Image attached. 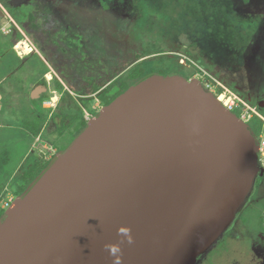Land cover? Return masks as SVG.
<instances>
[{
	"label": "water",
	"instance_id": "obj_1",
	"mask_svg": "<svg viewBox=\"0 0 264 264\" xmlns=\"http://www.w3.org/2000/svg\"><path fill=\"white\" fill-rule=\"evenodd\" d=\"M264 175L250 125L153 74L103 107L0 219V264H198Z\"/></svg>",
	"mask_w": 264,
	"mask_h": 264
},
{
	"label": "rangeland",
	"instance_id": "obj_2",
	"mask_svg": "<svg viewBox=\"0 0 264 264\" xmlns=\"http://www.w3.org/2000/svg\"><path fill=\"white\" fill-rule=\"evenodd\" d=\"M132 2H137L134 12ZM28 3L30 16L26 27H22L0 2V17L8 19V24L17 23L15 27L25 32L18 50L23 53L25 48L33 47L30 35L51 46L53 39H58L63 49L53 54V62H67L72 56L74 68L80 72L74 74L75 81L80 75L109 78L126 54L130 53L128 57H131L156 47L164 54L151 58L150 62L147 60L143 64L146 70L150 71L157 59L162 60L159 65L162 68L168 63L171 67L179 61L185 62L197 78L207 79L215 92L220 90L226 99H232L246 119L260 118L257 114L264 118V110L259 107L264 102V0H32ZM56 3L62 11L56 9ZM64 18L74 24L73 40L67 38L66 23L59 21ZM34 22L41 26L40 30ZM0 29V45L6 48L7 39L12 45L13 33H7L1 24ZM81 60H86L88 66L81 67ZM30 84L22 92L2 86L7 95L0 111L3 144L0 147V208L4 210L17 199L15 191L22 186L19 176L23 168L20 167H28L31 160L50 157V152L43 147L46 142H37V137H33L29 143L31 138L23 136L26 134L21 126L25 124L23 116L10 113L29 101V92L34 87ZM54 90L51 86V91ZM74 97L80 102L83 96L74 94ZM102 108V103L94 99L91 111H85V116L93 117ZM262 135L264 127L260 139ZM263 190L258 195L263 208L247 206L241 214L248 222L243 224L240 220L239 229L238 225H231L199 264H264Z\"/></svg>",
	"mask_w": 264,
	"mask_h": 264
},
{
	"label": "flooded vegetation",
	"instance_id": "obj_3",
	"mask_svg": "<svg viewBox=\"0 0 264 264\" xmlns=\"http://www.w3.org/2000/svg\"><path fill=\"white\" fill-rule=\"evenodd\" d=\"M136 4L137 2L136 3L132 2V5L130 4L132 7L131 8L132 11L133 9L135 10ZM150 5L151 4L149 3V6ZM146 7H148V4H146ZM56 9L59 11L61 10L57 7ZM9 15L11 16L10 13ZM7 21L8 19L0 17V24L1 26H5V31L9 34L13 33L10 42L14 41L18 33L25 36L24 34L25 32H23L22 28L18 30L15 27L17 23L15 24L14 22V24L12 23L8 24ZM59 21L60 23L62 22L66 23L67 30L65 32L67 34V38L73 40L74 24L69 23L68 21L65 20V18L59 19ZM22 27H26V26L24 25ZM36 27L38 30H40V27L38 26ZM26 33L30 34L28 31H26ZM30 36H31L30 42L33 47H31V49L25 48V51L23 50V53L18 50V44L20 43L23 44L21 40L14 45H10L7 39L5 41L8 43V46L6 48L5 46L0 45V69L4 68L6 71H8V74H6V76L0 80V90L3 91V94L0 95V111H2L3 107L5 106V103L2 101L5 98H7V95L5 94L4 89L2 87L3 85L14 87V89L18 92H22L26 90L25 87H27L28 83H31L30 85L34 86L29 92V96H28L29 101L23 102L18 108L12 109L10 113L14 112L16 114H21V116H23L22 120L23 119L25 120L24 123L26 122L27 118H38L40 120L45 121L41 129L40 135L37 136L36 139L37 142H42V143L46 142L45 145H43V147L47 152H50L49 153L50 157L44 158L43 160H41L42 161L41 163H38V165L34 166L33 169L34 171L32 174L34 173L37 174L48 162L52 161L56 155L64 151L73 141V138L75 136L76 129L74 123L70 122L69 120L65 130L59 133L58 128L62 125V122L61 125H59L60 120H58L57 118V115L59 114L60 108L65 100V97L67 96L66 94L70 93L71 96V98L66 97L67 98L66 105L68 109L72 106L74 100V93L71 91V89L68 86V83H71L74 80V62H72V56H70L69 60L67 59V62H64L63 60L60 63L53 62V57H54L53 54L57 53L56 52L57 49H63V45L60 44V41L58 39H53L52 44L54 46L53 45L51 46V44L49 43H43L37 36L36 37H34V35H30ZM1 40L2 39L0 38V42ZM36 40L40 45L37 43ZM156 56H159V54L144 56L139 61H136L132 65H130L127 70L135 67L138 64H144L147 60H149L150 62V59ZM160 62L161 60L156 61V63H160ZM117 65L118 67L122 66L121 58L117 62ZM187 66L188 65L184 62L182 64V68L179 71L177 70L174 73H172L173 74L172 76H182L187 80L196 79L200 81V83L203 85V87L206 90L213 93L216 97L220 98V100L224 99V96L220 94V90L218 92H215L212 86L208 84L209 81L207 79L197 78L192 72L189 71V66L188 67ZM16 74H19L20 76L15 77ZM122 75L123 73L112 79L107 85L104 86L103 90L108 86H110L111 84L115 83L117 80H119ZM59 83L62 85L63 87L62 89L58 88ZM51 86L55 88L54 91H51ZM259 107L261 110H264L263 101L259 103ZM233 112L236 115H238L240 118H242V120L246 121V123H248L249 125L253 121V119H255V117L253 116H250V119H246L237 110V108H235ZM255 116L260 117L259 114ZM21 126L24 127V131L26 133L23 134V136H27L31 138V140L28 142L29 143L32 142L33 136L31 135V133L28 131V129L25 128L24 124ZM48 143H50L51 146H49L50 144L48 145ZM2 145H3L2 142H0V147H2ZM37 161L38 159H34L31 160L28 164H32V163L36 164ZM261 165L262 168H264V160H262ZM20 168H23L22 170H25V168L27 167L26 165H24V167L22 165ZM9 171H12L11 168H9ZM21 175L22 174H20L19 176L20 180H21ZM8 176L10 177V173ZM9 177L6 180L7 182L9 181ZM30 178H33V176H31ZM25 181L21 180L22 186L18 187V189L15 191L16 198L22 196L23 193L21 191L26 186ZM263 188H264V175L256 179L254 188L250 196L246 200L245 204L242 206L236 220L232 225L234 224L238 225V229H239L240 220L242 221L243 224L248 222L245 216L241 214L242 211L245 208H247V206L248 208L254 206V209L256 208V206L258 207V209L261 207L263 208V205L260 204L258 198V195L260 191L263 190ZM0 209L3 210L2 208ZM204 257L205 256H203L202 259ZM202 259L199 261V263L202 261Z\"/></svg>",
	"mask_w": 264,
	"mask_h": 264
},
{
	"label": "trees",
	"instance_id": "obj_4",
	"mask_svg": "<svg viewBox=\"0 0 264 264\" xmlns=\"http://www.w3.org/2000/svg\"><path fill=\"white\" fill-rule=\"evenodd\" d=\"M32 0H0V2L4 5V7L10 12L11 16L20 24L21 26H24L28 22V10H27V5L29 4L28 2H31ZM51 2L54 0H50ZM54 4V3H53ZM25 6V8H23ZM55 7L61 9V6L57 3L55 4ZM62 11V9L60 10ZM59 11V12H60ZM35 23V22H34ZM38 27H41L39 24L35 23ZM74 36V35H73ZM22 38V35L18 33L14 41L11 42L12 45L16 44L17 42L20 41ZM37 41V40H36ZM38 43V41H37ZM39 44V43H38ZM40 45V44H39ZM161 55L164 54L163 51H161L159 48L154 47L153 50L150 52H146L145 50L140 51L131 57L130 53L126 54L124 57V60H122V66H119L113 74L109 78L101 79L98 76H86V75H80V77H75V79L71 82L68 83L69 88L74 94L77 95H82L83 97H80V102L77 101V99L74 97L72 106L68 109L66 105L67 98L70 97V93H67L65 100L60 108L59 114L57 115L58 120H60V124L62 122V125L58 128L59 133L64 131L65 128L67 127V123L73 122L76 123L75 129V136L73 140L87 127L88 120L86 119L85 116V111H91V105L94 99L100 101L103 105V107L111 104L118 96H120L122 93H124L126 90H128L131 86L136 85L143 79L153 75V74H160L162 76L168 77L172 76L175 71H179L182 68V64L184 62H177L175 65H171L168 63V65H165L164 68L160 67V63L154 64L153 68L148 71L144 67L143 64H138L135 67L128 69L130 65H132L134 62L139 61L142 59L144 56H149V55ZM161 60V59H157ZM170 60V59H168ZM162 61V60H161ZM87 67V61L84 60L82 62L81 60V67ZM174 66V67H173ZM80 67V68H81ZM77 70L74 68V74L77 75V73L80 74V72H76ZM123 75L120 77L119 80H117L115 83L111 84L107 88H104L105 85H107L112 79L117 77L118 75L122 74ZM6 74H8V71H6L4 68L0 69V75L1 77H5ZM80 80H77V79ZM80 81V83L78 82ZM59 89H62V85L59 83L58 86ZM3 94V91L0 90V95ZM223 95V94H221ZM93 96L95 97L93 99ZM263 112V110H261ZM99 113V112H98ZM98 113L95 114V116L98 115ZM94 116V117H95ZM69 120V121H68ZM45 121L40 120L38 118H27L24 126L28 131L31 133L33 137H37L40 135L41 129L44 125ZM251 129L260 141V135L263 131L264 123L263 121L255 117L253 121L250 123ZM72 143V142H71ZM70 143V144H71ZM69 144V145H70ZM42 161H37L36 164H30L25 170H23L22 175H21V180L25 181L26 186L25 188L21 191L24 195L27 193L29 188L42 176V174L49 168L51 165V161L48 162L42 169L39 171L37 174L33 173V169L35 165H38V163H41ZM33 176V178H30ZM30 178V179H28ZM4 209H0V219H2L4 215ZM230 229V228H229ZM228 229V230H229ZM227 230V231H228ZM226 231V233H227ZM223 237V236H222ZM221 237V238H222Z\"/></svg>",
	"mask_w": 264,
	"mask_h": 264
},
{
	"label": "built area",
	"instance_id": "obj_5",
	"mask_svg": "<svg viewBox=\"0 0 264 264\" xmlns=\"http://www.w3.org/2000/svg\"><path fill=\"white\" fill-rule=\"evenodd\" d=\"M222 102V104L227 108V109H229V110H231V111H233L235 108H237V107H235V103L233 102V100L232 99H226L225 98V96H224V99L221 101ZM92 117H90V115L89 114H87V116H86V119L89 121L90 119H91ZM260 118H261V120L264 122V118L263 117H261L260 116ZM244 121V120H243ZM244 122H246V121H244ZM259 143H260V162H262V160H264V136L262 135L261 136V139H260V141H259ZM10 203H11V201H10ZM12 204V203H11ZM10 204V205H11ZM9 205V204H8ZM7 205V206H8ZM7 209V208H6Z\"/></svg>",
	"mask_w": 264,
	"mask_h": 264
},
{
	"label": "bare ground",
	"instance_id": "obj_6",
	"mask_svg": "<svg viewBox=\"0 0 264 264\" xmlns=\"http://www.w3.org/2000/svg\"><path fill=\"white\" fill-rule=\"evenodd\" d=\"M220 99V98H219Z\"/></svg>",
	"mask_w": 264,
	"mask_h": 264
}]
</instances>
